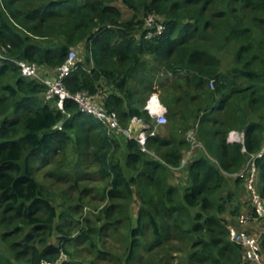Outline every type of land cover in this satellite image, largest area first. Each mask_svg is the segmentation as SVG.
<instances>
[{
  "label": "trees",
  "instance_id": "16d2710c",
  "mask_svg": "<svg viewBox=\"0 0 264 264\" xmlns=\"http://www.w3.org/2000/svg\"><path fill=\"white\" fill-rule=\"evenodd\" d=\"M118 1L131 17L123 18ZM150 14L161 32L144 25ZM79 48L84 58L65 88L87 92L123 128L132 117L153 128L143 106L157 89L165 138L157 131L141 145L71 99L61 110L13 62H35L49 74ZM0 50V264H41L62 254V264H97L75 252L141 264L143 252L164 247L170 233L187 242L178 264H253L228 238L226 214L237 219L250 208L244 181L233 174L264 143V0H0ZM232 131L243 133L242 142L228 141ZM84 161L95 167L85 174L103 181L106 200L85 219L74 215L83 204L59 211L39 179L46 168L61 180ZM255 165L264 201V154ZM173 168L186 179L172 182ZM106 234L120 235L122 247L111 251ZM260 247L264 255V234ZM172 248L163 249L170 255ZM151 264L167 263L152 254Z\"/></svg>",
  "mask_w": 264,
  "mask_h": 264
},
{
  "label": "built area",
  "instance_id": "2783aa9c",
  "mask_svg": "<svg viewBox=\"0 0 264 264\" xmlns=\"http://www.w3.org/2000/svg\"><path fill=\"white\" fill-rule=\"evenodd\" d=\"M147 20L146 27L155 28L156 32H161L163 24L158 22L155 17L150 14L145 17ZM148 31V36L151 35ZM0 58L5 59L0 50ZM13 62L20 68L21 74L30 79H35L44 85V97L46 100H57V106L63 110L64 101L71 99L77 103L80 111L84 114L94 117L99 123L104 125L109 130H115L128 138L136 139L141 145H144L147 134L154 135L157 128L167 123L166 108L159 100L156 92H152L147 97L143 109L147 114L154 119V126L151 128L146 122L137 117H132L128 127L123 128L118 120V116L113 111L106 110L102 105L96 104L91 95L85 91L69 92L64 84L63 79L70 72L78 68V58L76 50L69 51L66 60L54 71L53 74H44L35 62H28L24 60H13ZM61 123L58 124L60 126ZM193 137V135H189ZM243 133L232 131L228 135L230 142H242ZM264 154V143L261 149L252 154L245 163L242 170L234 173L233 176H238L244 181L245 188L248 192L249 209L238 217L240 227H232L229 230L231 241L239 244L243 250L245 259L253 264H264V255L260 247V239L264 234V201L257 188V170L255 159ZM190 156V151L187 156L181 160V166L184 165ZM254 223L259 225V229L255 232L246 229V226ZM66 257L62 254L55 261L43 260L41 264H62Z\"/></svg>",
  "mask_w": 264,
  "mask_h": 264
},
{
  "label": "rangeland",
  "instance_id": "374dc122",
  "mask_svg": "<svg viewBox=\"0 0 264 264\" xmlns=\"http://www.w3.org/2000/svg\"><path fill=\"white\" fill-rule=\"evenodd\" d=\"M119 7L122 10V14H123V18H129L131 17L132 13L130 10H128L125 6H123L119 1L116 2ZM142 20H144V25H149L147 24V20L145 21V17H142ZM76 56L77 58H84V54L83 51H77L76 50ZM53 71H49V74H53ZM155 87H157V83H155L154 85ZM157 96H158V90L156 89L155 91ZM159 98V97H158ZM160 100V99H159ZM91 120L95 121L94 118L90 117ZM168 124V121L167 123ZM165 124V125H166ZM157 131L165 138V136L167 135V128L165 126L163 127H158ZM193 135L192 132L188 133L189 135ZM194 137V135H193ZM191 146H190V150H193V153H197L199 150V145L196 144L195 139L192 137H189ZM187 154V153H186ZM185 154V155H186ZM184 155V156H185ZM52 168H54L52 166ZM95 170V167L93 165H91L88 161H84L83 166L78 167L72 174L67 175V177L61 178V180L54 178L53 175H51L50 173H46L47 169L43 168L40 171V180L43 182V184L45 185V187L48 188V190L50 191L54 202L56 204V207L59 211L61 210H66V208L68 206H80L81 204H83L84 206L81 208V210L76 211L74 213V215L76 217H80V218H87V217H95L97 215V213H99V209L103 208V206L106 203V200H104L100 190L102 188V186L104 185L103 181L97 177H90L89 174H85V173H90L93 172ZM173 177L171 178L172 182H177L179 178H184L183 180H185L186 178V173L182 172V170H179L177 168H173ZM75 176L78 177V180L76 181L78 183V185H76L75 182ZM259 182V180H258ZM86 186L88 187V192L89 193H81V187ZM241 191V190H240ZM239 194L242 195V197H244L245 200H247V193L246 191L244 192H240ZM243 199V200H244ZM135 206V205H133ZM75 210V209H74ZM226 218L228 220V227L229 230L230 228L236 226V227H240V224L238 222V218H232L229 214H226ZM252 232H255L254 230H251ZM73 232L75 233V231L73 230ZM108 235V237H111L112 235L106 234V236ZM228 238L230 239V236L228 235ZM231 240V239H230ZM52 242H54L55 244L57 243V237H53L51 239ZM166 241V245L164 247H159L157 249H155L154 253H152V251L149 252H143L142 254V258L143 261L141 264H151V258H152V254H153V258H158V260L160 258H164L166 263H170V264H178L179 263V252H181V248L185 247V245L187 244V242H184L178 235H174V233H170L169 237H167ZM124 242V239L120 236V235H116L113 236L109 239H106L104 241V244L106 246H109V248L111 249V251L116 252L115 248H120L122 247V244ZM83 243L79 242L78 245H82ZM169 246H173L172 248V254L168 255L166 253V250L163 248H167ZM71 251L74 253V248L71 249ZM76 255V257L78 258H86L87 260H95V262L97 264H114L113 263H107L106 261L104 263H100L99 261H96V258L94 257L93 254L88 253H82V252H75L74 253ZM64 256L66 257V259H68L67 255L64 254ZM72 259V258H71ZM77 259H72L71 262H75ZM116 261V260H115Z\"/></svg>",
  "mask_w": 264,
  "mask_h": 264
},
{
  "label": "crops",
  "instance_id": "0c3cea01",
  "mask_svg": "<svg viewBox=\"0 0 264 264\" xmlns=\"http://www.w3.org/2000/svg\"><path fill=\"white\" fill-rule=\"evenodd\" d=\"M79 51H83V49L82 48H79ZM83 54H84V51H83ZM89 65L90 66L92 65L91 62L89 63ZM89 65L87 67H89ZM84 66H86V65H84ZM258 227H259V225L257 223L256 224L251 223L248 226H246V229H248L249 231H251V230H257V229H259Z\"/></svg>",
  "mask_w": 264,
  "mask_h": 264
},
{
  "label": "water",
  "instance_id": "95a60500",
  "mask_svg": "<svg viewBox=\"0 0 264 264\" xmlns=\"http://www.w3.org/2000/svg\"><path fill=\"white\" fill-rule=\"evenodd\" d=\"M61 123V122H60Z\"/></svg>",
  "mask_w": 264,
  "mask_h": 264
}]
</instances>
